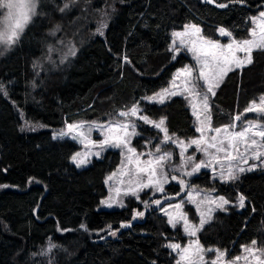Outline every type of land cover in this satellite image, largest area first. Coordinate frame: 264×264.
Wrapping results in <instances>:
<instances>
[{"label":"trees","instance_id":"16d2710c","mask_svg":"<svg viewBox=\"0 0 264 264\" xmlns=\"http://www.w3.org/2000/svg\"><path fill=\"white\" fill-rule=\"evenodd\" d=\"M63 1L68 7L61 12L57 0L42 1L14 47L0 55V264H174L176 256L166 245L184 244L187 237L180 226L169 225L159 210L162 204L154 201L172 194L176 185L151 198L142 193L140 201L128 197L118 209H98L106 194L104 177L119 163V154L108 151L88 167L76 168L70 162L78 147L74 141L53 139L50 130L22 132L19 114L58 127L139 102L152 119L164 118L171 134L191 138L196 131L186 98L162 104L141 99L165 87L187 61L172 59L171 32L191 23L209 39L218 38L219 26L236 39L247 38L251 16L264 9V0ZM109 6L113 13L104 37L93 36L100 11ZM57 26L61 36L76 33L75 55L35 68L48 33ZM252 56L253 63L229 71L210 98L213 126L230 123L264 95V50ZM139 131L133 145L142 151L158 130L141 123ZM200 184L229 201L198 232L200 243L228 256L253 240L264 249V168L230 182L206 175ZM241 194L245 206L238 209ZM185 209L195 221L194 209Z\"/></svg>","mask_w":264,"mask_h":264},{"label":"rangeland","instance_id":"374dc122","mask_svg":"<svg viewBox=\"0 0 264 264\" xmlns=\"http://www.w3.org/2000/svg\"><path fill=\"white\" fill-rule=\"evenodd\" d=\"M44 0H36V8H35V15L32 16V19L36 16L38 12V8L41 6V2ZM46 3H52L53 0H45ZM58 4L55 3L57 6V10L61 12V9H66L64 8V5L67 3V1L63 0H57ZM261 12H264L263 10H260L257 12L255 15L251 16V27L249 29V36L247 38L243 39H236L232 35L231 37L221 35L219 32L220 28L226 29L223 26H219L217 28V34L218 38L217 39H209L206 38L205 36L200 33V36H202L204 39L211 40L214 42L219 43L220 45H227L230 43L233 39L235 40H244V39H249L250 33L253 30V28L257 27V24L253 22V18H258L259 14ZM113 13V7L109 6V8L106 10H101L99 14V21L95 24L93 30H92V35L93 36H100L104 37L105 30L108 26V23L110 22V19L112 17ZM7 14L6 9L0 8V18H2L4 15ZM30 21V22H31ZM29 22V23H30ZM28 23V24H29ZM27 24V25H28ZM186 25H194V24H185L182 28L173 30L171 32V38H170V43H169V49L173 51V41H176L175 46L179 48L178 52L173 51V56L172 59L175 62H178L180 59L184 58L187 59L186 63L182 66H179L175 69V71L172 74L171 79L169 80L168 84L157 90L156 92L146 94L141 97L142 100L144 101H149V102H156V101H151L147 98L155 96L157 93H160L163 89H169L170 91H176L177 95H168L167 99L165 100L168 101L171 98L175 96H182L186 98L187 93L183 92L182 88L177 87L173 89L172 87V82L174 80V77L177 74V71L179 69L184 68L185 66H192L196 71H194V75H198V70H199V64L194 56V53L192 51H189V48L192 47L191 42H186L185 45H181L179 43V38L174 37L172 34L174 32H183L185 30ZM197 26V25H196ZM27 27V26H26ZM25 27V28H26ZM199 27V26H198ZM200 28V27H199ZM60 29V27H59ZM59 29L57 30V27L52 29L48 34V40L45 45V48L42 52V55L36 60V67L35 68H43L45 65L51 64V65H57L59 63H63L64 61L68 60L71 56L69 54L70 49H77V43L80 42L78 38L75 37V32L73 31L72 34L67 37L65 35H59ZM99 29V31H98ZM25 30V29H24ZM227 30V29H226ZM68 33L71 32L67 30ZM228 31V30H227ZM23 33V32H22ZM21 33V34H22ZM74 33V34H73ZM102 33V34H101ZM21 36V35H20ZM192 39H195V37H192ZM187 40V38H186ZM17 43V42H16ZM15 43V44H16ZM12 46H7L4 44H0V53L5 54L9 52L14 45ZM197 46H199V41H197ZM0 54V55H2ZM238 55L243 56L242 53H239ZM175 57V58H173ZM210 59V58H209ZM176 83L180 85L182 83V78L176 80ZM196 83L198 85H203V81L197 80ZM203 90V89H201ZM216 91V89H215ZM212 96L210 95L209 100ZM187 103L191 112V115L194 120V127L195 131L196 128L198 127L196 117L193 115V109L189 103V99H187ZM258 102V99L256 100ZM164 102V103H165ZM158 103V102H156ZM138 105L140 112L138 116H129V117H121L118 115L119 112L121 111H127L132 105ZM134 104L130 105L127 108H119L114 110L112 113L108 114L105 117L102 118H95V119H90V120H77L74 122H64L61 126L58 127H49L45 125L44 123H41L39 121L33 122L25 116L20 113V130L22 132H38L42 130H50L51 137L53 139H69L74 141L77 144V149L72 153L70 157V162L76 167V168H86L88 167L94 159H98L102 157L106 152L108 151H113L117 152L119 154V163L116 165V167L108 172L103 180L104 187L106 190V194L99 200L98 209H105V210H110V209H118L124 206L125 200L128 197H133L137 201H140V195L142 193L147 192L148 195H150V198L154 195H162L166 192V187L170 184L176 185L177 190L172 192V194L169 195H163L158 199L155 200H160L161 201V207L159 208L160 212L166 216L168 220V216L164 211H161V209H166L167 212H170L173 214V216H176V210L174 208L169 207V205H175V204H182L181 212L185 213L187 215L188 220L194 224V225H199L200 222V212H204L206 215L209 214L208 210L209 208L212 209L210 215L212 216L214 212L217 210H222L220 208H217L215 204H210L209 201L213 200H218L219 197H223L221 195H216L214 194L212 189H208L200 184V182L206 181V175H208L210 180H217L220 182H230V181H225L221 179L220 177V172L221 170H227L229 165L233 167V170L235 171L238 167H244L246 170L244 172H249L247 169L250 165H257V167L253 168L252 170L258 169V168H264V164H261L260 161L253 160L248 158V163L244 164L241 162L240 158L238 157L234 161H228L224 159L225 154L223 152H216L215 149L213 148H208V154H206L204 151L200 150L204 147H207V145L202 144L200 148H198L196 145L191 144L190 141L193 139H199L201 136L200 132L196 131V135L188 138V139H180L171 134L167 130V135L171 137L170 140L165 141V133L156 127H154L153 124L145 123L143 120H140L138 117L139 116H147L150 120L154 122H159L160 119H152L147 115L146 113L143 112L142 105H140L139 102H135ZM161 104V103H160ZM248 107V106H247ZM237 115H240V120H235L234 117ZM233 117L230 123L222 125V126H212L213 129L215 128H223L224 126H229L231 125L232 127L229 129L230 132H239L243 130V128L248 126L249 121L256 122L258 124L264 125V114L260 113H255V112H244V110L240 113L237 114ZM113 122H118V123H128L130 126L128 128V132L131 133L133 131V128L131 127L132 124L135 125V135H129L127 137L128 143L126 145H121L120 147H115L112 145H106L103 148H101L100 142L103 141L106 136H124V133L122 131H117L115 133H110L108 132V126L113 123ZM141 123L146 124L148 126L154 127L158 130V135L155 138L154 141H151L150 145H147L145 149L142 151H138L135 146L133 145V139L134 137L138 134L139 131V126ZM69 124H83V128L79 129L77 131L69 132L68 131V125ZM97 125L101 127H97ZM164 128H166L165 123L163 125ZM167 129V128H166ZM79 131H83L85 133V137H80L78 135ZM60 132L66 133V135L60 136L58 135ZM204 135L206 137H211L213 135H218L219 139H225V133L221 132L219 134L215 133L214 131H205ZM251 135V134H249ZM258 141H260L259 137H255ZM181 141H183V145H181ZM129 148L134 149L135 152H129ZM157 149L160 151L157 152ZM231 151V149H229ZM239 151L240 153H244V145L243 143L239 144ZM165 152L170 154V158L164 162L163 168H157L156 170V176L153 178L154 181L159 180L162 185H163V192H160L157 189V186L155 182H153L152 186L148 188H143L142 190H138V197L133 196L130 194V189H138V184L137 182L141 183H149V173L148 172H139L138 167H137V160L139 161V166L140 167H147V164L145 162L149 160H155L157 159L160 155H163ZM77 153H80L81 156L78 157V159H87V163L77 167L76 163L72 160V157L76 155ZM96 153H99V155H96ZM232 155L236 156V152H232ZM188 157H192V160H188ZM215 157V159L213 158ZM131 158V162H130ZM203 161L205 164H209V167H201L198 171L194 172L191 176L186 175L187 172H191L192 168L195 166V164L200 163ZM183 165V166H182ZM251 170V171H252ZM242 172V173H244ZM240 172H237V175L239 176L242 174ZM172 176H176L177 179L173 180L171 179ZM111 177V179H109ZM167 177V182H163V178ZM184 180L185 184L182 186L179 183V180ZM119 190V192H117ZM128 193V194H126ZM178 194V195H177ZM191 198V199H190ZM195 201L193 203L192 201ZM102 201H107V204H102ZM148 204V201L146 202ZM111 204V206H108ZM186 205L191 206L195 214L197 215V219L191 220L189 218V214L186 211ZM199 205V209L197 207ZM227 205V204H226ZM225 205V206H226ZM224 206V207H225ZM237 208L240 209L239 207V201L237 202ZM224 209V208H223ZM170 225V224H169ZM173 227L172 225H170ZM176 226H180L183 230V223L180 222ZM199 232V231H198ZM198 232L196 236H189L186 232L183 233L186 235L187 239L184 244H180L176 241H169V243H178L182 247L188 246L190 243L193 241L199 242L200 246L203 247V249H218V248H205L199 241L198 239ZM250 245L245 246V247H250ZM257 249H262L255 245ZM176 256L174 264H177V261L180 259L179 252L178 251H173L170 249ZM219 250V249H218ZM221 251V250H220ZM225 252V251H221ZM226 253V252H225ZM244 255H247V253L244 252V247L241 249L240 253L232 256H228L227 253L224 257L225 264H228L229 261H232L236 257H243ZM216 259V252L215 251H205L204 252V260L206 264H211V261ZM237 264H245V261L241 259L240 261L237 262Z\"/></svg>","mask_w":264,"mask_h":264},{"label":"snow or ice","instance_id":"6c2138e0","mask_svg":"<svg viewBox=\"0 0 264 264\" xmlns=\"http://www.w3.org/2000/svg\"><path fill=\"white\" fill-rule=\"evenodd\" d=\"M211 2L214 3L215 0H211ZM230 2L242 3L243 0H230ZM218 6L227 7L228 5L221 3ZM67 7L68 4L66 3L64 8ZM0 8L7 10V14L0 18V44L12 46L18 41L21 33L31 21L32 16L35 15L36 0H0ZM61 11H64V9L62 8ZM253 22L257 24V27L253 28L251 31V38L244 40L233 39L227 45H220L217 42L204 39L202 36H200L201 29L196 25H186L183 32H174L172 35L176 38H179V43L181 45H185L186 42H191L192 47L189 48V51L194 53V56L199 64V70L198 75H194V71L196 70L192 66H185L184 68L179 69L172 82V87L173 89L180 87L182 88L183 92L187 93L186 98L189 99V103L193 109V115L197 120L198 127L196 128V131L200 132L201 136L199 139L191 140L190 145L194 144L200 148L202 144H205L207 147H204L200 150L208 154V148H213L218 153L223 152L225 154L224 159L230 162L236 160L239 157L242 163L247 164L248 158L250 156L251 159L260 161L261 164H264V125L249 121L248 126L239 132H230L229 129L232 127L231 125L224 126L223 128L213 129L211 126V104L209 103L210 95H215V89L220 86V83L223 81V78L229 71L251 65L253 63L252 53L257 50H264V12H261L258 18H253ZM58 29L59 26H57V30ZM219 32L221 35L231 37V33L226 29L220 28ZM192 37H195V39H192ZM197 41H199V46H197ZM175 44L176 41H173L172 50L178 52L179 48L176 47ZM239 53H242L243 56L238 55ZM69 54L75 55V49H70ZM125 59L127 58L125 57ZM181 78L182 83L178 85L176 80ZM197 80L203 81V85H198L196 83ZM3 87L4 86L0 84V91L3 90ZM177 94L180 93H177L176 91H170L169 89H163L160 93H157L155 96L149 97L147 99L162 104L165 102L168 95ZM139 112L140 109L138 105L134 104L127 111L119 112L118 115L121 117L138 116ZM244 112L264 114V95L258 98V102L255 100L250 102L248 107L244 109ZM138 118L143 120L145 123L153 124L154 127L161 129L165 133V141L171 139V137L167 135V129L163 127L165 123L164 118H161L158 123L150 120L147 116H139ZM234 119L240 120V115H237L234 117ZM129 126L130 125L128 123H111L108 126V132L115 133L117 131H122L124 136H106V138L100 142L99 146L103 148L106 145H112L115 147L126 145L128 143L127 137L129 135L136 134L134 131L135 125H131L133 128L131 133L128 132ZM67 127L69 132H73L82 129L83 124H69ZM97 127L101 126L97 125ZM205 131H214L217 134L224 132L226 134L225 139H219L218 135L206 137L204 135ZM58 135L63 136L66 135V133L60 132ZM78 135L80 137H85V133L83 131H79ZM255 137H259L260 141H258ZM180 143L183 145L184 142L181 141ZM241 143L244 145V153H240L239 151V144ZM229 149H231V151ZM159 151L160 150L157 149V152ZM233 151L237 153L236 156L232 155ZM129 152L134 153L135 150L129 148ZM96 155H99V153H96ZM80 156L81 154L77 153L72 157V160L76 163L77 167H80L88 162L87 159H78ZM169 158L170 154L165 152L157 159L145 162L147 167H140L139 161L137 160L136 163L139 172L149 173V183H141L138 181V189H130V194L139 198L138 190L152 186L153 182H155L157 189L160 192H163L164 189L162 183L159 180L154 181L153 178L156 176L157 168L162 169L164 162ZM213 158L215 159V157ZM192 159V157H188V160ZM209 166V164H205L203 161H201L200 163L195 164V166L192 168V171L187 172L186 175L191 176L201 167ZM255 167H257V165H250L247 170L251 171ZM245 170L246 169L244 167H238L234 171L230 164L226 171L223 169L221 170L220 177L225 181H234L238 179L237 172L242 173ZM109 179H111V177H109ZM171 179L176 180L177 177L172 176ZM163 182H167V177L163 178ZM179 183L182 186L185 184L184 180L182 179L179 180ZM117 192H119V190H117ZM245 199L246 198L242 194L238 197L239 207L243 208L245 206ZM192 202L195 203L194 200ZM101 203L107 204L108 202L102 201ZM154 203L156 205H160L161 201L155 200ZM209 203L215 204L217 208L223 209L224 206L229 203V201L224 197H219L218 200L209 201ZM108 206H111V204ZM169 207L176 210L175 217L172 213L167 212L166 209H161V211H164L168 216V223L173 227H176L178 223L182 222L183 230L189 236H196L197 232L203 229L205 224L210 223L212 220V216L210 215L212 211L211 208H209V214L207 215L204 212H200L199 225H194L188 220L187 215L180 211L182 204L169 205ZM197 207L199 209V205H197ZM143 215V212L136 213V216ZM121 226L125 227L127 225ZM81 227L83 228L85 226L81 225ZM109 228H111L110 225ZM111 235H116V232H111ZM256 243L257 242L253 240L250 247H244V252L247 253V255H244L243 257H236L232 261H229L228 264H237V262L241 259L245 261V264H264V249H257L255 247ZM51 247L55 246L51 245L49 251ZM166 247L172 249L173 251L179 252L180 259L177 261V264H206L204 260L205 251L216 252V259L212 260L211 264H225V252H221L218 249L205 250L202 246H200L198 240L193 241L185 247H182L178 243H169L166 245Z\"/></svg>","mask_w":264,"mask_h":264}]
</instances>
